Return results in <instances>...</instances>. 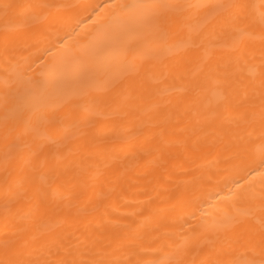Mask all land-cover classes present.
I'll list each match as a JSON object with an SVG mask.
<instances>
[{
	"label": "bare ground",
	"instance_id": "1",
	"mask_svg": "<svg viewBox=\"0 0 264 264\" xmlns=\"http://www.w3.org/2000/svg\"><path fill=\"white\" fill-rule=\"evenodd\" d=\"M0 264H264V0H0Z\"/></svg>",
	"mask_w": 264,
	"mask_h": 264
},
{
	"label": "snow or ice",
	"instance_id": "2",
	"mask_svg": "<svg viewBox=\"0 0 264 264\" xmlns=\"http://www.w3.org/2000/svg\"><path fill=\"white\" fill-rule=\"evenodd\" d=\"M241 196L243 195V193L240 194Z\"/></svg>",
	"mask_w": 264,
	"mask_h": 264
}]
</instances>
